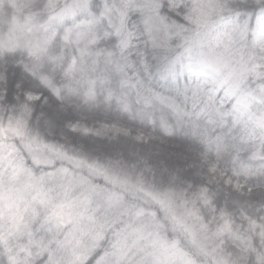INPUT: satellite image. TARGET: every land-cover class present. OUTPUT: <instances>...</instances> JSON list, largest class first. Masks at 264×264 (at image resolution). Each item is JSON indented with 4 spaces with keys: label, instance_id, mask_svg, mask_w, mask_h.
<instances>
[{
    "label": "snow or ice",
    "instance_id": "snow-or-ice-1",
    "mask_svg": "<svg viewBox=\"0 0 264 264\" xmlns=\"http://www.w3.org/2000/svg\"><path fill=\"white\" fill-rule=\"evenodd\" d=\"M131 2L139 9V23L129 30L122 12L114 33L102 34L94 19L82 14L86 0L62 5L47 0L44 5L40 35L26 46L31 64L23 65L11 85L21 93L16 99L25 103L0 121V242L7 245L12 237L19 242V250L7 247V260L0 264H228L218 246L209 249L202 243L212 221L199 214L198 202L211 207L213 237H223L232 223L225 209L217 210L207 187L189 194L180 187L183 178L171 172H153L160 180L146 183L143 175L129 174L118 159L86 142L69 147L31 128L34 103L52 98L105 103L129 118L139 117L153 132L158 128L161 142L178 132L196 137L213 174L219 161L235 162L246 151L239 134L247 124L245 113L251 112L245 100L264 102V0ZM141 43L152 51L155 67ZM14 47L0 45V54ZM153 72L160 81L180 83L158 88L151 83ZM0 81L7 101V67ZM179 97L192 99L193 111L182 108ZM224 97L232 101L230 109ZM193 112L196 119L188 128L184 118ZM258 119L264 126V116ZM63 120L73 134L97 139L109 132L128 134L115 124L93 133L70 115ZM9 134L24 152L13 143L9 147L16 155L3 154ZM136 140L147 143L143 133ZM249 158L255 173L264 177V139ZM256 260L264 264V252Z\"/></svg>",
    "mask_w": 264,
    "mask_h": 264
},
{
    "label": "trees",
    "instance_id": "trees-1",
    "mask_svg": "<svg viewBox=\"0 0 264 264\" xmlns=\"http://www.w3.org/2000/svg\"><path fill=\"white\" fill-rule=\"evenodd\" d=\"M55 2L62 5L64 0H55ZM46 3L47 0H0V45H15L12 51L5 50L0 54V75L4 67L9 69L7 101L3 99L5 86L0 81V121L4 120L6 113H16L25 103L22 99H16L21 93L19 90H13L11 85L21 75L23 65L31 64L26 46L40 35L37 25L43 22ZM122 12L128 29L132 30L133 22L139 23V9L131 0H86L82 14L94 19L97 33L102 34L105 30L114 33L115 26L120 24ZM140 48L155 67L156 61L152 59V51L145 48L143 43ZM132 58L138 59L135 55ZM56 83L62 86L63 82L59 76L56 77ZM145 83H149L147 76ZM151 83L167 90L174 88L180 80L160 81L153 72ZM97 93L102 97L103 93L99 86ZM223 95L221 91L217 101ZM134 98L133 95V100ZM224 101L230 109L232 101L227 97H224ZM245 102L251 105V112L245 113L244 119L247 124L243 125L239 134L245 142L246 151L237 156L235 162L230 158L219 161L220 167L215 174L207 170L203 146L196 137L178 132L171 138H163L161 142L158 128L153 132L139 117L129 118L119 110L109 108L105 103L89 106L83 101L67 99L60 101L56 98L50 99L47 104L44 101L39 104L34 103L36 114L31 118V128L33 132H40L46 138L69 147L86 142L90 147L100 149L99 154L111 155L118 159L121 167L129 174L143 175L146 183H156L160 180L159 174L153 176V172H171L183 178L180 187L187 189L189 194L199 187H207L213 195L217 210L225 209L230 214L232 223L230 231L223 237H213L211 233L214 231L215 220L211 207L198 202L199 214L204 217L205 222L212 221L209 224V232L205 234L207 239H203L202 243L209 249L218 246V251H222L228 264H257L258 253L264 252V177L255 173V164L249 158V154L258 149L261 140L264 139V126H261L258 119L264 116V102L257 103L255 100H245ZM178 103L182 108L193 111L192 99L185 102L179 97ZM240 111L244 112V109L241 108ZM64 115L79 120L80 127L86 126L93 133L97 130L103 131L101 129L103 124L109 127L115 124L128 134L121 132L113 136L109 132L107 136L99 139L95 135L73 134L64 126ZM184 119L186 127L191 128L192 121L196 119L195 113L193 112L191 118ZM200 123H203V120ZM229 125L231 126V120ZM141 133L147 143L136 140V136ZM13 143L16 148L24 152L20 141L14 140L11 134L3 141L4 150L12 151L16 155V152L9 147ZM209 159L214 163L217 162L215 155H210ZM146 166L152 171H145ZM225 171L228 173L227 176L222 175ZM249 187L253 190L251 194L248 192ZM18 243L15 237L9 238L7 245L0 242V261L7 260V247L19 250Z\"/></svg>",
    "mask_w": 264,
    "mask_h": 264
},
{
    "label": "rangeland",
    "instance_id": "rangeland-1",
    "mask_svg": "<svg viewBox=\"0 0 264 264\" xmlns=\"http://www.w3.org/2000/svg\"><path fill=\"white\" fill-rule=\"evenodd\" d=\"M82 128V127H81ZM14 151V150H13ZM15 152V151H14ZM3 154L4 155H7L8 154V152H6L5 150H4V147H3ZM26 154V153H25ZM12 155H14L13 153H12ZM186 243L188 244V246L189 247H194L192 244H191V241H186Z\"/></svg>",
    "mask_w": 264,
    "mask_h": 264
}]
</instances>
